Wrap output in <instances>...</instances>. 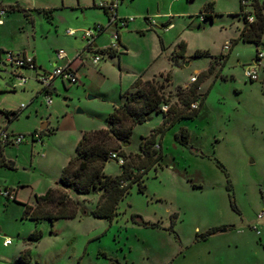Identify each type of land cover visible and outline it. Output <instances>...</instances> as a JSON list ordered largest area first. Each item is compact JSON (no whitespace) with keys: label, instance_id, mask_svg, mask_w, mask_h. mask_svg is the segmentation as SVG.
Listing matches in <instances>:
<instances>
[{"label":"rangeland","instance_id":"obj_1","mask_svg":"<svg viewBox=\"0 0 264 264\" xmlns=\"http://www.w3.org/2000/svg\"><path fill=\"white\" fill-rule=\"evenodd\" d=\"M11 1L0 0V6ZM46 1L19 0L20 9L8 14L5 20L9 21L0 29V45L13 50L7 53L20 54L24 49L27 56L34 51L49 59L53 51L62 49L69 53L87 46L81 32L93 27L87 23L88 19L83 22L80 11L75 10L76 0H48L51 7L59 9L53 15L38 8L39 3ZM170 1L136 0L135 6L140 11L150 7L154 14L158 10V17L170 8ZM207 2L213 7L211 15L200 18L199 12L204 11ZM259 2L264 4V0ZM173 6L171 11L175 13L177 6ZM186 9L189 15L184 20L176 23L170 19L173 30L169 32L162 29L161 20H155V31L146 36L133 32L124 37V28L120 29L128 50L120 48L119 57L101 56L102 63L113 60L114 65L120 58L122 93L130 91L137 79H153L165 86L166 94L172 95L176 86L187 85L191 76L206 71L213 58H221L199 88L200 95L204 92L207 95L198 115L192 120L177 121L162 136L155 137L162 158L143 173L144 190L139 191L133 182L119 201L118 214L112 220L89 214L97 204L96 193L80 195L62 188L77 199L86 214L53 222L25 218L19 201L5 205L4 197L0 196V264H200L195 255L182 256V244L195 240L197 234L208 228L232 222L235 225L229 226L234 230L247 233L236 245L221 250L218 263L264 264L263 230L260 227L261 234H257L241 222L243 218H253L255 224L258 214L264 212V60L261 65L254 64L257 53H264V33L257 47L239 41V31L244 25L238 16L240 0H193ZM68 30L76 31L75 37L67 36ZM105 35L97 38L93 49L107 43ZM109 41L114 42L112 38ZM226 42H231L229 50L223 49ZM179 43L185 44L183 58H176L173 53L179 50ZM196 51H206L212 58H194ZM93 52L86 53L85 59H91ZM247 70L256 72L255 81L244 76ZM20 74L28 79L25 90L11 91L15 80L2 72L0 65L1 128L9 125L2 119L4 110L18 109L30 101L28 93L34 73ZM166 74L171 85L165 81ZM101 80L93 79L92 88L86 92L65 82V87L53 94L52 100L66 108V115L56 118L47 112L42 97H38L35 103L41 113L39 117L35 119L33 112L29 117L22 113L7 128L9 133L11 130L24 136L20 144L11 146L13 150L21 147L17 169L7 170L10 177L24 182L20 185L19 198L23 200L20 202L33 204L36 192H44L47 186L60 187L61 169L75 153L82 134L106 127L109 112H105L104 104L113 99L117 102L119 98L121 103L122 98L117 88L111 87V81ZM112 80L118 83V76L114 75ZM96 90L106 93V103H101L100 95L93 94ZM174 101L172 98L171 102ZM41 118L49 121V126L41 137L42 142H33L29 135L42 131ZM162 120V115H150L145 123L132 127L126 145L114 142L111 151L118 154L122 151L124 159L133 163V157L140 153L139 141L158 128ZM180 129H186L189 134L188 146L174 140ZM47 141L49 148L42 146ZM121 170L120 164L111 158L103 165L106 175L115 176ZM15 184L16 181L7 188L14 189ZM230 196L236 209L231 206ZM44 209L53 211L55 207L45 205ZM34 231L42 232L38 241L28 239ZM3 238H9L11 244L4 246Z\"/></svg>","mask_w":264,"mask_h":264},{"label":"trees","instance_id":"obj_2","mask_svg":"<svg viewBox=\"0 0 264 264\" xmlns=\"http://www.w3.org/2000/svg\"><path fill=\"white\" fill-rule=\"evenodd\" d=\"M210 7V3L206 4L204 11L207 13ZM253 7L255 20L251 24L243 20L244 25L239 31L238 39L243 43H252L257 47L260 45L264 33V5H260L255 0ZM11 10L8 8V13ZM204 17L209 18L205 15ZM178 47L179 50H174L173 53L176 58H183L185 44L179 43ZM97 52L109 56L118 53L114 50H99ZM193 57L212 58L206 51H196ZM219 61L221 58H213L209 68L197 75L195 82L187 86H176L173 95L171 92L168 94L164 92L165 86L162 83L159 84L153 79L145 81L137 79L130 91L120 95L121 103L114 107L106 117V128L82 134L76 144L75 154L69 158L58 179L61 188L80 195L96 193L98 195L97 204L89 211V214L96 218L112 220L118 214V203L128 193V187L136 182L138 190L142 192L145 187L143 173L162 158L161 153L157 150L156 145L158 144H156L155 137L162 136L177 121L192 120L198 115L207 95V92L200 95L199 88L212 74L215 64ZM165 81L171 85L169 74H166ZM172 98L175 100L174 102H171ZM164 106L167 107L166 111L162 110ZM3 114L8 121L17 117L15 112L4 111ZM152 114L162 115V123L148 137L139 141L140 153L133 157V163H128L126 159L124 164L120 165L122 167L120 174L106 175L103 165L110 158L109 153L114 147V142L128 141L132 127L145 123ZM188 137L187 130L180 129L174 135V140L188 146ZM5 146L7 145L0 144V166L13 169L14 162L6 159L2 154ZM119 155L125 157L122 151ZM68 193L49 188L44 194L35 195L36 206H25L23 217L34 221L48 219L53 222L59 218H74L86 214L79 206L77 199L72 198ZM4 198L10 200L7 197ZM230 202L233 209H236L232 196H230ZM45 205H53L55 209L53 211L46 210L44 209ZM215 230L210 228L197 234L195 240L206 239ZM41 237L42 232L34 231L29 234L28 239L38 241ZM21 257L20 255L22 261Z\"/></svg>","mask_w":264,"mask_h":264},{"label":"crops","instance_id":"obj_3","mask_svg":"<svg viewBox=\"0 0 264 264\" xmlns=\"http://www.w3.org/2000/svg\"><path fill=\"white\" fill-rule=\"evenodd\" d=\"M47 1L43 2V3H39L38 8L40 10H43L44 13H46L47 15L52 14V12L55 10H59L58 7H51L53 5H50L49 3H47ZM99 1L100 0H90V1H88V3H82L81 0H76V2H75V5H74L75 10L80 11L79 13L83 17V22H84L85 18L88 19L87 23L91 24L89 26L93 27L94 25L99 24V25L105 27L106 22L108 23V16L102 10L97 8V6H96ZM135 1L136 0H122L121 3L118 5V8H117V16L119 18H125V17H131V16L134 17V20L132 22L128 23L127 26L124 28V31H125L123 33L124 37H125V34L127 35L128 33H133V32L138 34V35H144V36H146L147 33H151L152 31L154 32L155 26L153 24H157L155 20H161V22H163L161 27L164 31L169 32V31L173 30V29H170L172 27V22L170 19H175L176 23H179V20H181V19L184 20L185 17L187 15H189V13L186 9L187 4L193 0H186L185 3H183V0H171L170 1V8H168L165 13L159 15L160 17L159 16L157 17V15H156L160 12L157 10V12L154 14V12L151 11L150 7H147L145 10L140 11L135 6L136 5ZM256 1L260 5H264L263 3H260L259 0H256ZM206 4H208V2ZM173 5L177 6L178 11H175V13H172V11H171L174 7ZM7 6L13 7L11 11H13L15 8L20 9L19 0H12L11 3H9ZM7 6H0V7L6 8ZM62 8H64V6ZM96 9L100 10L101 12L96 11ZM212 10H213V7L211 4V7L208 9L207 13L205 11L200 10V12H199L200 16L199 17L202 18V17H204V15L207 17H210ZM11 11L9 13H11ZM9 13H7V15L3 18V24L0 25V29L4 28L6 23L9 21V20H5ZM170 15L174 16V17H170ZM167 18H168V20H166ZM166 29H168V30H166ZM76 30H80L79 32H81V29H79V28ZM115 31H116L115 25H110V26L106 27L103 32L97 33L95 35L91 50H86V47L85 48L81 47V49H79L78 51L74 50V51H70L69 53L65 52L67 55V60H71L70 67L77 72L78 82H77L76 86H79L82 89V91L86 92L87 90L89 91V89L92 88L93 79L94 80H96V79L101 80L102 78H105L106 81L109 80L113 83L112 84L113 86H111L112 88H115V89L117 88V92H118L119 97L122 94L123 79H122V74L120 75V58H118L116 60V63H115L116 65H114L113 60H110V62H108L109 64H107V62L102 63V57H100V61L97 64H93L91 62L90 58L88 60L85 59L86 53H89V52L92 53L93 51H96L93 53L97 54V51L105 49L106 47H108L111 44L110 43L111 41H109V40L112 38V34ZM102 34H106L105 36L107 38V43L103 46H96L93 49L94 43L96 42L97 38ZM69 37H71V36H69ZM117 42H118V48H116V52H118V53L115 55L113 54L111 56H109L108 54H105L103 56H108L109 58L119 57L120 48H123L125 51L128 50L127 42H125V38L123 39L122 34L120 33V29H118V41ZM22 50L23 51H21L20 54L26 55L27 54L26 51H24V49H22ZM59 50H62V49H59ZM7 51H13V50L11 48H6V47H3L2 45H0V65H1L2 72H4L5 74H7V72L9 71V65L5 64V62H4L5 53ZM56 52L57 51H53L52 53H50L49 59H46V57H44V56H39L34 51H32L29 55L33 58L34 64L36 65L37 68H40L42 70L47 71L50 69V67L53 66V64L55 62L57 63V65H61V64H64L67 62L66 60L57 61ZM78 53H79V57L76 58L75 55ZM110 63H113V64H110ZM116 67L118 70H115ZM23 71H27L29 76H32L33 75L32 73H34V75H35V72L28 70V69H21L19 72L21 73ZM160 74H164V73H160ZM114 75L118 76V83H115V80H112ZM6 86H7V84H6ZM62 86L65 87V81L60 79V78H56L50 83L49 88H48L49 93L51 95V101L52 102H51L50 106H48V107L46 106V108L48 109L47 112L54 114V116H56V118L60 114H64V115L67 114L66 108H64L59 101H57L56 103H53V100H52V95L58 93ZM69 86H72V85H69ZM184 86H186V84ZM131 88H132V86H131ZM21 89L25 90V87H23ZM10 90L15 91L12 89H10ZM39 90H40L39 85L33 80V86L31 87V89L28 93L31 98H30L29 103L27 105H24L25 106L24 109H21L19 107L18 109H9V110H4V111L17 113V117L14 120H16L19 117V115H21L22 113H26V116L29 117V115H31V112L34 113V117L36 119L41 114V113H39L38 107L36 106V103H35V102H37L38 97H42L38 92ZM93 94L100 95V98H102L101 103L107 102L106 101L107 99L105 98L106 93L104 91H100V90L97 91L96 90ZM43 102H44V100L42 97L41 103H43ZM115 102L116 101L113 99V100L107 102V104H104L105 112H109V114H110L113 111L114 107H117L120 104V98H119V101H117L116 103ZM1 115L3 117L2 119H4L9 125L5 126L3 128L0 127V128L7 131V128H9L11 122H13L14 120L8 121L3 113H1ZM39 122L41 124V130H42L41 132H42V134H44V131L47 130L46 128L49 126V121L44 122L43 118H41ZM0 126H1V124H0ZM10 132L13 133V131H11V130H10ZM47 142H43L42 146L49 148L50 147L49 141H47ZM11 146L12 145L5 146L3 148L2 154L6 159L14 162V168L8 169V168H5L3 166H0V168H1L0 169V190L1 189H8L7 187H9V186H7V185L11 184L12 182L14 183V181H16L15 188L9 189L13 193L12 198H14V199L13 200L12 199L6 200L4 198L3 202L6 205L9 201H13V202L19 201L17 203H19L22 206L23 210H24L25 206L35 207L37 204L35 201V198H34L35 195H42L47 191V189L52 188V187L47 186L45 188L44 192H38L39 194H36L37 193L36 192L33 196V199H34L33 204H29V202H20V201H23V200H21V198H19L20 185L24 182H22L23 180H21L18 177H14V178L10 177V174L8 173L7 170L17 169V165L19 163V152H20L21 147H20V145L16 146V149L13 150L12 149L13 147H11ZM24 146H27V148H28L27 144ZM75 148H76V146H75ZM43 153L45 155V152H43ZM73 155H71V156H73ZM71 156H69V158ZM69 158H68V160H69ZM65 166H63L62 169ZM2 169H4L5 171H3ZM62 169H61V172H62ZM61 172H60V174H61ZM9 177H10V179H9ZM59 177H60V175H59ZM53 189H56L58 191L62 190L61 186L57 187V188H53ZM0 196H2V195H0ZM259 220H262V222H259ZM241 222L247 223V225H249L250 228H252V226H254L255 224L260 225L261 229L263 230L262 239L264 240V217L260 218V219L257 217V219L255 220V224L253 223V218L251 220L250 219L245 220L243 218V219H241ZM233 223L234 222L215 225L212 227L213 229H216L215 232L213 234H211L210 236H208L206 239L193 240V241L191 240L187 244H182V246H181L182 256L188 258L190 255H195V256H197L199 261L201 260L200 264H220L218 262H219V256L221 255V250H223V248H225V246H231L232 244L236 245L238 242V239H240L241 236H243L244 234L247 233L246 231L241 230V229L240 230H234L231 226H229V225H235V223L234 224ZM208 229H210V228H208ZM205 231L206 230L202 231L201 233H203ZM261 231H260V234H261Z\"/></svg>","mask_w":264,"mask_h":264},{"label":"built area","instance_id":"obj_4","mask_svg":"<svg viewBox=\"0 0 264 264\" xmlns=\"http://www.w3.org/2000/svg\"><path fill=\"white\" fill-rule=\"evenodd\" d=\"M122 0H100L97 3V8L102 10L107 16H108V24L106 27L110 25H115L116 31L112 34V39L114 40L113 43H111L108 47L102 50H111L116 51V48H118V29L125 28L128 23L132 22L134 20V17H125V18H119L117 16V8L118 5L121 3ZM255 0H240V12L239 17L243 20H245L248 24H251L254 20V7L253 2ZM8 8L0 7V25L3 24V18L7 15ZM104 26H101L99 24H96L93 26V30L87 29L86 31H82V38L87 42L86 50H91L92 44L95 38V35L97 33H101L105 30ZM76 31L68 30L66 32L67 36H75ZM116 41V42H115ZM231 42H226L223 45L224 50L230 49ZM96 52V51H95ZM75 57H79V53L75 55ZM101 54L97 52L92 58L91 62L93 64H97L100 61ZM56 59L57 61H63L66 60L67 62L61 65H57L55 62L53 64V69L46 71L42 70L40 68H37L34 64L33 58L31 56H26L24 54H12V53H5V64L9 65L10 71L7 72V74L12 77L15 81L11 84L10 89H20L25 87L27 84V77H24L19 73L21 69H28L33 72H35L34 75V81L39 85V94L43 97V100L45 102V105L48 107L51 105V95L49 93V85L50 83L56 79L60 78L64 80L69 85H76L78 82V76L77 72L70 67L71 60H67V55L63 50H58L56 52ZM264 60V53L258 52L256 59L254 60L255 65H261L262 61ZM244 76L250 80L255 81L257 79L256 72H250L249 70L244 72ZM196 76H191L189 79V82L187 85L195 82ZM186 85V86H187ZM8 86V85H7ZM24 105H22L20 108L24 109ZM167 107H162L163 111H166ZM42 132H34L29 135L30 139L35 142L39 141L42 142ZM24 140V136L17 135L14 133H9L6 130H3L0 128V144L1 145H18ZM158 147V145H156ZM109 157L111 159L116 160L120 165L124 164L125 159L124 157L120 156L115 151H111L109 153ZM0 195L3 197H7L9 199L12 198L13 193L9 189H1ZM259 219L264 217V212H261L257 216ZM260 225L255 224L252 226V228L256 231L257 234H260ZM11 243V240L9 238H3L2 244L4 246Z\"/></svg>","mask_w":264,"mask_h":264},{"label":"water","instance_id":"obj_5","mask_svg":"<svg viewBox=\"0 0 264 264\" xmlns=\"http://www.w3.org/2000/svg\"><path fill=\"white\" fill-rule=\"evenodd\" d=\"M186 66H188V64H186ZM77 112L78 113H80L81 111L80 110H77ZM127 144V141L126 142H124V144L123 145H126Z\"/></svg>","mask_w":264,"mask_h":264}]
</instances>
